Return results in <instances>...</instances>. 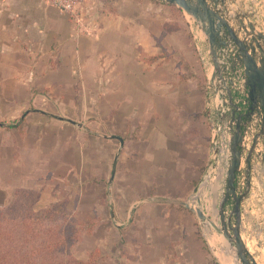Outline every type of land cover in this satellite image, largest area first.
Here are the masks:
<instances>
[{
	"label": "crops",
	"instance_id": "obj_1",
	"mask_svg": "<svg viewBox=\"0 0 264 264\" xmlns=\"http://www.w3.org/2000/svg\"><path fill=\"white\" fill-rule=\"evenodd\" d=\"M222 6L233 26L250 19L263 28L264 0ZM75 11L0 0V202L37 190L55 203L69 193L53 195L48 180L73 186L66 179L77 183L83 171V182L118 187L109 216L121 220L112 231L124 243L112 242L99 264H235L222 236L185 205L195 202L215 133L221 128V138L230 118L209 83L203 31L165 0H80ZM219 161L200 187L204 206L224 194ZM251 164L240 232L264 264V160L255 152ZM94 209L92 220L101 217Z\"/></svg>",
	"mask_w": 264,
	"mask_h": 264
},
{
	"label": "water",
	"instance_id": "obj_2",
	"mask_svg": "<svg viewBox=\"0 0 264 264\" xmlns=\"http://www.w3.org/2000/svg\"><path fill=\"white\" fill-rule=\"evenodd\" d=\"M165 1L181 7L208 39L214 66L209 83L217 89L216 104H221V112L230 113L221 138V128L215 133L213 156L194 188L197 204L185 205L234 247L241 264H260L241 236L240 223L241 202L251 188L252 156L257 152L264 160V149H259L264 137V26L259 29L250 19L238 20L233 26L222 6L226 0ZM240 77L243 80L238 82ZM220 156H224V194L219 202L220 223H216L204 211L198 193L214 174ZM244 161L247 162L245 175L242 174ZM229 202L231 209L227 212Z\"/></svg>",
	"mask_w": 264,
	"mask_h": 264
},
{
	"label": "rangeland",
	"instance_id": "obj_3",
	"mask_svg": "<svg viewBox=\"0 0 264 264\" xmlns=\"http://www.w3.org/2000/svg\"><path fill=\"white\" fill-rule=\"evenodd\" d=\"M254 13L256 14V10ZM258 21L260 27H262L263 22L260 19ZM211 64L212 60H210L207 65L210 67ZM84 173L86 174L87 172ZM76 174L79 177V186L78 182L75 183V179H66L67 184H74L73 186H55V182L59 180L52 177L48 180L50 185L47 187V190L53 195H58L60 190H65L69 193V196L67 195L68 203L65 205V214L75 217L77 221L82 222L83 225L79 230L78 236L74 235L75 240H72L73 242H69L67 240L63 244L65 248L61 252L55 251L48 255L47 253L45 254L44 250H42L43 252L37 251L41 248V246H43L45 241L51 240L52 234H50V232L60 230L62 232H70L72 225L67 222L73 220H64L62 217L54 218L52 212H49L46 216H50V218H40L39 220H36L37 218H28V222L32 228L27 229L25 223H23V218H21L22 214H25L26 212H17L12 215L13 218H11L14 230H12L10 222L7 223V221L0 220V264H74V260L76 258L88 261L90 255L95 252V249H97L96 246L100 244L102 246V251L99 248L97 249L98 261L102 255H106L107 248H112V245L109 246L112 242L114 244V241H117L116 244L119 243L117 247L121 248L122 243H124L122 241V235H117L116 231H112L117 226V221L121 220L112 219L109 216V212L112 211V203L110 202L112 198H115L114 192H117L118 187H115L112 192V190L107 188V186H92V180H85L83 182L81 176L83 171L76 172ZM61 181H64V179ZM35 191L36 192H31V195H28L27 198H24V200L30 201L33 211H35V213H39L45 207H48L53 203L49 204V200L51 198L50 193L42 194L40 197L37 193L38 191ZM56 191L57 193H55ZM15 195L16 194L8 196L6 194V196H2L4 199L10 198V201L7 202V200H3V202H0V205H9L12 201H14L15 197H17ZM63 197L64 196L61 198ZM93 198H99L101 202L96 203V201H92ZM190 204L195 206L197 203L192 202ZM135 205H137V202ZM201 205L203 208L207 205L211 211L213 210L212 213L214 218H212V220L216 223H220L219 202L217 204L208 202L205 206L204 203ZM96 206H98L100 210L99 213H101V217L93 218L92 220L87 216L91 214L92 210H95L94 208ZM229 209H231L230 206ZM8 227L10 229L11 236L6 233V231L9 230ZM200 228L202 230L201 233H205L202 227ZM43 230L47 234L42 235L41 233H37L42 232ZM214 231L215 230L213 229V232ZM217 240H221V242L231 251L234 259L236 258L235 264H241L234 247L223 237L220 239L218 237ZM31 254H34L36 257L32 258L29 262ZM262 259L264 263V258Z\"/></svg>",
	"mask_w": 264,
	"mask_h": 264
},
{
	"label": "trees",
	"instance_id": "obj_4",
	"mask_svg": "<svg viewBox=\"0 0 264 264\" xmlns=\"http://www.w3.org/2000/svg\"><path fill=\"white\" fill-rule=\"evenodd\" d=\"M28 195H31L29 191L19 190L16 192L15 195L17 197H15L14 201H12L9 205L7 206L0 205V220L7 221V223L10 222V225L12 227V219H11L13 218L12 215L16 214L17 212H21V213L26 212L25 214H22L21 218H23L22 219L23 223H25L27 229L32 228L30 227L28 218H37L36 220H39L40 218L44 219L46 217L50 218V216H46V214L49 212H52L54 218L62 217L64 220H73L67 222L72 225L70 232H65V231L62 232L61 230L50 232V234H52L51 240L45 241L43 243V246H41V248L37 250L40 252H43L42 250H44L45 254L47 253L48 255H50L51 252H55V251L61 252L65 248L63 244L67 240L71 242L72 240H75L74 235L78 236L79 230L83 226L82 222L77 221L75 217L68 216L67 214H65L66 213L65 205L68 203L67 197H63L59 199L57 202L53 203L52 205L45 207L41 212L35 213V211H33V209L31 208L30 205L31 202L24 200V198H27ZM13 227L12 230H14ZM6 233H8V235L11 236L10 229L6 231ZM37 233H41L42 235L47 234L46 232H44V230L42 232H37ZM97 256H98V252L95 251L90 255L88 261L74 258L75 259L74 264H99V261H97ZM35 257L36 256L34 254H31L29 262L31 261L32 258Z\"/></svg>",
	"mask_w": 264,
	"mask_h": 264
},
{
	"label": "built area",
	"instance_id": "obj_5",
	"mask_svg": "<svg viewBox=\"0 0 264 264\" xmlns=\"http://www.w3.org/2000/svg\"><path fill=\"white\" fill-rule=\"evenodd\" d=\"M59 9L76 14V7L80 0H46ZM222 163V169L224 170V156H220V161Z\"/></svg>",
	"mask_w": 264,
	"mask_h": 264
},
{
	"label": "flooded vegetation",
	"instance_id": "obj_6",
	"mask_svg": "<svg viewBox=\"0 0 264 264\" xmlns=\"http://www.w3.org/2000/svg\"><path fill=\"white\" fill-rule=\"evenodd\" d=\"M239 77V76H238ZM243 80L242 77L238 78V82H241Z\"/></svg>",
	"mask_w": 264,
	"mask_h": 264
},
{
	"label": "bare ground",
	"instance_id": "obj_7",
	"mask_svg": "<svg viewBox=\"0 0 264 264\" xmlns=\"http://www.w3.org/2000/svg\"><path fill=\"white\" fill-rule=\"evenodd\" d=\"M250 244V243H249Z\"/></svg>",
	"mask_w": 264,
	"mask_h": 264
}]
</instances>
